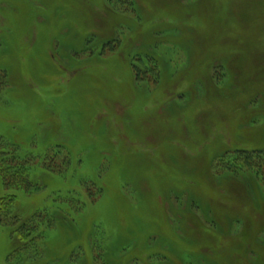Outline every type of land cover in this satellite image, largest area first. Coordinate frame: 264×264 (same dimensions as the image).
<instances>
[{
  "label": "rangeland",
  "instance_id": "374dc122",
  "mask_svg": "<svg viewBox=\"0 0 264 264\" xmlns=\"http://www.w3.org/2000/svg\"><path fill=\"white\" fill-rule=\"evenodd\" d=\"M237 148L264 154V0H0V264H264Z\"/></svg>",
  "mask_w": 264,
  "mask_h": 264
},
{
  "label": "trees",
  "instance_id": "16d2710c",
  "mask_svg": "<svg viewBox=\"0 0 264 264\" xmlns=\"http://www.w3.org/2000/svg\"><path fill=\"white\" fill-rule=\"evenodd\" d=\"M112 43L107 44L106 48H109L110 50H115L117 45H114ZM149 56H146V59H148ZM136 60H138L137 62L134 61V64H136V66L132 67L133 72L136 74V77L140 80L144 78L145 81V74L147 72L152 73L155 69V62L150 58L148 59V61L151 62V68L146 69V67H141L140 64L142 65H147V63L141 61L144 60L143 57H139ZM214 68L212 69L214 71L213 74V79L215 80H219V75L216 72L217 69H219V67H221L220 65H215L213 66ZM216 72V73H215ZM216 74L218 76H216ZM143 77V78H142ZM221 166L218 165V167L222 168V169H226L229 170L231 172H238L241 171L242 169H249V170H254L255 173H261L264 174V154L257 152L255 150L253 151H245L244 149H240L237 148L234 152L229 153L227 152V154L222 157V163L220 164ZM256 165H258V167H256ZM4 165L0 164V173L3 177V179H9V182L11 184H13L15 181L19 180L15 175H11L8 176L9 174L7 173V169L3 168ZM10 205H8V198H0V213L7 211L6 213H9L10 211ZM4 209H7L4 211ZM18 216L15 215V218H12V223L13 224V233H17V234H22V235H29L31 234L30 231V224H19V221L17 220ZM11 221V219H10ZM26 221V220H25ZM16 225V226H15Z\"/></svg>",
  "mask_w": 264,
  "mask_h": 264
}]
</instances>
